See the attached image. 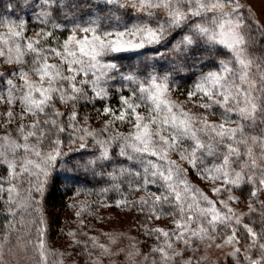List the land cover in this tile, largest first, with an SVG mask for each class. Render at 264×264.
<instances>
[{
    "label": "snow or ice",
    "instance_id": "6c2138e0",
    "mask_svg": "<svg viewBox=\"0 0 264 264\" xmlns=\"http://www.w3.org/2000/svg\"><path fill=\"white\" fill-rule=\"evenodd\" d=\"M21 7L35 12L43 27L28 36L25 21L0 18V66H7L0 71V193L7 194V213L15 217L17 210L34 207L40 224L50 227L43 204L61 192V185L66 194L71 185L91 183L89 175L107 176L112 187L102 191H115L120 198L101 206L133 213L134 227L162 241L143 254V264H206L207 257L197 253L213 244L232 247L225 255L242 264L241 249L235 247L242 235L250 240L245 253L259 252L257 258L244 255L243 264H264V228L257 232L243 223L256 209L249 203L248 213L237 214L231 206L240 202L233 192L251 185L249 199L259 203L264 224V201L259 200L264 189V56L249 54L250 46L264 42V7L257 15L243 0H17L13 5ZM92 9H107L106 18H114L116 26L103 28L98 18L68 29L53 21L54 15L67 18ZM121 10L124 16L132 13L135 22L119 26L116 13ZM61 30L67 32L62 41L56 36ZM208 65L213 69L196 76L183 100L172 99L177 79ZM117 80L129 87L115 90L119 96L113 107L111 82ZM97 103L103 107L96 108ZM88 106L98 118L108 119L90 127V116L80 113ZM117 124L129 130L113 132ZM102 134L107 138H99ZM190 174L212 185L211 196ZM122 177L131 178L126 190L119 183ZM24 184L27 196L21 201ZM138 191L144 195L129 198ZM83 212L87 207L76 215ZM165 217H171L170 227H149ZM47 227L37 229L34 249L40 264H47L49 254ZM224 232L230 235L215 243ZM92 241L83 253L73 249L78 261L87 256L84 264H101L113 255ZM97 248L101 255L93 257ZM139 255L137 250L128 259Z\"/></svg>",
    "mask_w": 264,
    "mask_h": 264
},
{
    "label": "trees",
    "instance_id": "16d2710c",
    "mask_svg": "<svg viewBox=\"0 0 264 264\" xmlns=\"http://www.w3.org/2000/svg\"><path fill=\"white\" fill-rule=\"evenodd\" d=\"M83 2V0H82ZM17 3V0H0V18H3L8 21H15L19 22L20 20H23L27 24V29L30 31L34 32L36 31L39 32L41 27H43L34 17H35V12H32L31 10L24 9V8H15L13 9V5ZM11 13V14H10ZM117 16H120V21H119V26L123 27L125 23L130 24L131 21H134L133 19V14L130 13L127 16H124L122 13H116ZM29 17H32L29 19ZM107 9H104L102 11H96L95 9H92L91 12L88 10L84 11H74L73 15L68 16L65 18L63 14L61 13L59 16H53V21L54 22H60L64 23L65 26L68 29H71L74 24H81V25H86L89 20H96L99 18V23L101 27L103 28H108L109 26H116L117 21L113 19H107ZM51 30V25H48V29ZM63 30L57 31L56 36L60 37L61 41L66 37L67 32H64L63 35L61 34ZM55 46V45H53ZM249 54L253 56H264V42H261V45L259 47L257 46H250L249 48ZM227 59L228 57L225 56L223 57ZM127 63V62H125ZM213 66L208 65L207 67H204L203 69L197 67V68H192L189 71L192 73H195L194 76H190L187 79H177L175 81L174 86L178 85V89H182L183 93L187 92L189 88H191L192 84L194 83L196 76H198L201 71L207 72L209 70H212ZM255 72V68L253 69ZM186 75V73H181V76ZM111 87L113 90V98L110 101L113 107L117 105V100L119 93H116L115 90L118 88H124L126 89L129 87V85H123L122 82L119 80L115 82H111ZM125 94L126 91H125ZM61 107L63 110L62 105H58ZM103 103H97L96 108H102ZM141 111H145L144 109H141ZM81 113V118L85 114H88L90 116L89 122H94L96 124V127L100 126L103 123L104 119H108V117H97V113L95 109H92L91 106L82 108L80 110ZM66 120V118H64ZM121 124H117L113 128V132H116V130H121L124 128V126ZM95 127V128H96ZM122 127V128H121ZM261 127H264L262 125ZM259 129H257L258 131ZM71 130H69L70 132ZM254 134V133H252ZM65 141H67V134H65L63 137ZM100 138V137H99ZM91 139V138H90ZM258 149H256L257 153ZM174 159H178L177 157L173 156ZM130 163V162H129ZM209 164H211V161H208ZM182 167L186 165H181ZM113 167H116L114 165ZM237 169L239 168V165H234ZM111 170V169H109ZM99 171V169L97 170ZM259 176H257V180H259ZM83 179V177H82ZM131 179L130 177H122L119 183L121 184L122 187L125 188L126 190V185L127 181ZM189 179L193 181V183L200 188L202 191H204V188H202V184H200L198 181L196 182V177L194 174L189 175ZM88 180L92 181L91 183H80L78 185H71L72 191L64 194L63 193V185H61V192L58 194H55L53 197L49 198L46 203L43 204V209H44V219L46 220V215L47 213V207L50 205H55L56 204H65V201H68V195H72L73 197H81V199H88L86 203L94 206L93 201H97L98 203H106V204H112L116 199H119V194L116 193L115 191H107L104 192L102 191L103 189H108L112 187V181L109 180L107 176L104 177H92L91 175L88 176ZM99 181V182H97ZM5 187H7V184H5ZM28 187L27 184H24L20 190V197L19 199L21 201L24 200V198L27 196V192L24 191ZM79 189L80 191L77 193L76 190ZM252 190L251 185L247 186H242L241 189H237L233 192V195L240 197V202L239 204H249L251 203L252 206L256 209L255 212L249 214L246 216L243 220V223L249 224L250 226H253L257 232L261 231L262 228H264V224L261 223L262 217L260 215L261 209L260 205L257 201L255 200H250L249 199V193ZM205 192V191H204ZM206 193V192H205ZM144 195L143 191H138L134 192L130 195V199L135 200L138 199L139 196ZM226 196V194H225ZM36 199H39V196H36ZM7 200V194L6 193H0V245H2V251L3 253V262L4 264H40V259H39V253L38 250L34 249V245L38 243L39 241V235L37 232V229L40 227H46V225H41L40 220L41 216L39 213L34 211V207L32 208H27V209H19L17 210V215L15 217L9 215L7 211L5 210L7 205L5 204V201ZM260 201H264V199H261L259 196ZM98 203L96 204V207L99 206ZM72 202L70 203V205ZM238 204V203H237ZM118 210V209H117ZM248 213V212H246ZM132 215V218L134 219V214L130 213ZM48 216V215H47ZM144 217L139 218V222L142 224L144 222ZM9 221H12L13 227L9 228ZM170 221L171 217H165L162 218L161 220H153L149 227H164L168 228L170 227ZM156 222H162V226H153L154 223ZM241 232L243 230L241 229ZM228 232H224L226 234ZM8 235V239H3L5 235ZM221 236V237H222ZM47 238H48V232H47ZM147 240V252L149 249L156 244L162 243V241H157L155 237H148L146 236ZM31 241V243H29ZM250 243V240L245 238L243 235L241 236V241H240V249H241V255L240 259L243 264V257L244 255H252L253 258H257L259 256V252H254V253H245V248L247 245ZM72 242H68L63 247H56L53 243H50L48 240V246H49V254L50 256L47 257V264H69L70 262L73 263H80L84 264V260H87L88 257L84 256L83 259L77 260V258L72 254L73 249H75V252L78 253H83L86 250L84 249V244L80 243V245H72ZM146 245V242L144 246ZM65 247V249H64ZM151 257V256H150ZM153 258V257H151ZM158 258V257H157ZM18 261V262H17ZM54 261V262H53ZM214 264H220V263H214ZM223 264H235L234 260L229 259L227 256L225 257V260L223 261Z\"/></svg>",
    "mask_w": 264,
    "mask_h": 264
},
{
    "label": "rangeland",
    "instance_id": "374dc122",
    "mask_svg": "<svg viewBox=\"0 0 264 264\" xmlns=\"http://www.w3.org/2000/svg\"><path fill=\"white\" fill-rule=\"evenodd\" d=\"M246 4H251L253 10L259 15L260 10L264 7V0H243ZM38 11V9H37ZM159 14L163 16V11L158 10ZM124 10H121L117 13H123ZM143 15V14H139ZM135 21H131L133 23ZM264 22V21H262ZM3 29H0L2 31ZM36 31L32 32L27 29L28 36H34ZM7 66H0V71H4ZM20 83L19 81H16ZM186 92L183 93L182 89H177L172 97V99L183 100ZM190 107V105L188 106ZM19 110V105H17V111ZM193 111L200 112V109H194ZM31 120V117L24 122ZM89 126L92 128L96 127L94 122H89ZM124 128L121 130H116L119 132L126 133L129 130V125H123ZM122 126V127H123ZM15 127V124L13 125ZM121 127V128H122ZM3 131L0 130V135H3ZM101 139H106L107 134H102ZM259 152V149H258ZM264 167V165H261ZM202 184V188L206 194L211 196L209 192L210 183L200 181L196 179V182ZM219 184V181L216 182ZM261 199H264V189L259 193ZM216 199V197H212ZM222 198H226L222 197ZM88 199H81V197H73L68 195V201H65V204H56L46 206L47 215L46 221L49 222L50 227H47L48 238L50 243H53L56 247H63L68 242L73 240H79L84 245L87 244L89 248L92 245V238H95L98 244H103L108 248L113 255L111 257H103L101 259V264H143L144 253H147V240L146 235L143 234V228H136L133 225L132 215L128 212H123L115 208L102 207L97 201H93L94 206L86 203ZM86 201V202H85ZM76 204V207H70V203ZM98 203L99 206L96 207ZM237 214L248 212L249 204H232L231 205ZM87 207V212H83L80 216H77L76 213L81 211V208ZM224 211V209H221ZM83 222V223H81ZM140 223V222H139ZM153 226H162V222H156ZM70 232H75V236L68 235ZM227 235H230V232L224 234L220 240H217L215 243H221L222 239L226 238ZM146 242V245L144 246ZM240 244L235 245V247H240ZM65 249V247H64ZM139 251L141 255L135 256L132 259H128L129 253ZM232 247H224L223 249H218L213 244L211 247L201 246L197 255H203L207 257L206 264L220 263L223 264L225 260L226 253L231 252ZM102 249H94L93 257H98L101 255ZM48 254L47 257H49ZM149 257V261H151ZM18 262V261H17ZM54 262V261H53ZM69 264H80L70 262ZM83 264V263H82Z\"/></svg>",
    "mask_w": 264,
    "mask_h": 264
}]
</instances>
